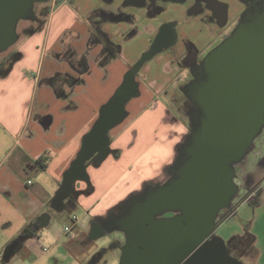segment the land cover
<instances>
[{
	"label": "crops",
	"instance_id": "1",
	"mask_svg": "<svg viewBox=\"0 0 264 264\" xmlns=\"http://www.w3.org/2000/svg\"><path fill=\"white\" fill-rule=\"evenodd\" d=\"M250 6V0L31 1L15 41L0 51V264H92L107 251L94 244L101 238L112 264H122L123 223L173 182L190 136L189 93L199 100L208 56ZM125 87L122 120L102 150L84 156L102 110ZM259 134L247 165L234 170V205L220 213L209 238L232 264H264ZM78 160L80 175L57 200Z\"/></svg>",
	"mask_w": 264,
	"mask_h": 264
},
{
	"label": "water",
	"instance_id": "2",
	"mask_svg": "<svg viewBox=\"0 0 264 264\" xmlns=\"http://www.w3.org/2000/svg\"><path fill=\"white\" fill-rule=\"evenodd\" d=\"M31 1L0 0V51L15 41V26ZM162 45V44H161ZM209 81L201 92L205 121L197 147L182 166L183 176L152 194L123 223L127 243L122 264H232L209 241L219 213L237 193L232 164L241 160L264 125V12L240 25L206 60ZM125 87L102 110L84 144V156L106 146L107 132L123 116ZM78 160L65 177L71 188ZM178 212L173 218H157Z\"/></svg>",
	"mask_w": 264,
	"mask_h": 264
},
{
	"label": "rangeland",
	"instance_id": "3",
	"mask_svg": "<svg viewBox=\"0 0 264 264\" xmlns=\"http://www.w3.org/2000/svg\"><path fill=\"white\" fill-rule=\"evenodd\" d=\"M263 9H264V2L262 3V5H260V3H258L254 10H252L249 13H247L246 17L240 22V24L238 25L237 29L234 31L232 36L237 32V30L240 27V25L248 23V22H251L252 20H254L257 16H259L264 11ZM208 77L209 76H204L203 77L204 78L203 81L205 82L208 79ZM189 96H190V99H191L190 101H191L192 106L188 110L189 113H187L186 117H187V122H188V124L190 126V136H189V138L187 140L186 147L184 148V153H183L182 157L179 160V163H178V165L176 167V170H175V175H174L173 179L171 180V182L175 181L177 179H180L183 176L182 166L191 157V152L197 147V133L201 129V127H202V125H203V123L205 121L204 107H203V105L201 103L200 98H199V100L195 99L194 90H191V92L189 93ZM260 134L264 135V125H263V127H262V129L260 131ZM248 158H249V155H248V153H246L245 156L241 160H239L238 162L233 163L232 164L233 170L243 169L248 163ZM234 202H235V197L232 198L230 203L220 213H222V212L224 213V212L229 211L233 207ZM131 208L134 209V206L131 207ZM220 213H219L217 219L220 217ZM162 215L163 214H161L159 216H162ZM170 215H172V212L169 213V216ZM232 216L233 215H231L230 217H232ZM215 231H214V234H215ZM107 242L105 243L104 239L101 238V239H99L98 242L94 243L96 245H100L101 249H106L107 251L103 252L104 256H103V258L100 261L99 260H92L91 261L92 264H112V261L114 259V256H113L114 254H113V252L111 250L108 249L109 247H107L108 246ZM103 243H104V245H102ZM56 264H63V262H56Z\"/></svg>",
	"mask_w": 264,
	"mask_h": 264
},
{
	"label": "flooded vegetation",
	"instance_id": "4",
	"mask_svg": "<svg viewBox=\"0 0 264 264\" xmlns=\"http://www.w3.org/2000/svg\"><path fill=\"white\" fill-rule=\"evenodd\" d=\"M262 1V2H261ZM264 2V0H250V3H251V6H250V10L248 11V13L249 12H251L252 10H254L255 8H256V5L258 4V3H260V5H262V3ZM264 10V9H263ZM264 12V11H263ZM234 182H235V184H236V186H237V183H236V178L234 177ZM237 191H238V186H237ZM235 196V195H234ZM169 213H171V212H165V213H162L163 215L162 216H157V218L159 219V218H173V217H175V216H177L179 213L177 212H172V215H170L169 216ZM174 213V214H173Z\"/></svg>",
	"mask_w": 264,
	"mask_h": 264
},
{
	"label": "built area",
	"instance_id": "5",
	"mask_svg": "<svg viewBox=\"0 0 264 264\" xmlns=\"http://www.w3.org/2000/svg\"><path fill=\"white\" fill-rule=\"evenodd\" d=\"M72 222L74 223V225H78L80 223V220L77 216H73L72 217ZM67 236H71L70 231L66 233ZM44 251H47L46 248H44Z\"/></svg>",
	"mask_w": 264,
	"mask_h": 264
}]
</instances>
